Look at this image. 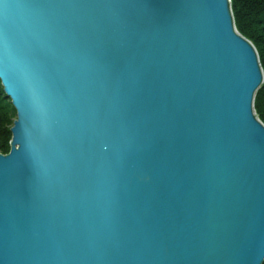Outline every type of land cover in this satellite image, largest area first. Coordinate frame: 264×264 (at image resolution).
Returning a JSON list of instances; mask_svg holds the SVG:
<instances>
[{"label": "water", "instance_id": "1", "mask_svg": "<svg viewBox=\"0 0 264 264\" xmlns=\"http://www.w3.org/2000/svg\"><path fill=\"white\" fill-rule=\"evenodd\" d=\"M231 0H0V264H263L264 70Z\"/></svg>", "mask_w": 264, "mask_h": 264}, {"label": "trees", "instance_id": "2", "mask_svg": "<svg viewBox=\"0 0 264 264\" xmlns=\"http://www.w3.org/2000/svg\"><path fill=\"white\" fill-rule=\"evenodd\" d=\"M232 10L237 29L254 42L264 66V0H232ZM264 70V67H263ZM255 110L264 122V82L256 93ZM17 118L11 99L6 96L0 80V152L11 150V127ZM264 264V263H263Z\"/></svg>", "mask_w": 264, "mask_h": 264}, {"label": "rangeland", "instance_id": "3", "mask_svg": "<svg viewBox=\"0 0 264 264\" xmlns=\"http://www.w3.org/2000/svg\"><path fill=\"white\" fill-rule=\"evenodd\" d=\"M231 2H232V0H231ZM252 41V40H251ZM254 43V42H253ZM255 45V44H254ZM259 53H260V51H259ZM264 67V66H263ZM14 125V124H13Z\"/></svg>", "mask_w": 264, "mask_h": 264}, {"label": "bare ground", "instance_id": "4", "mask_svg": "<svg viewBox=\"0 0 264 264\" xmlns=\"http://www.w3.org/2000/svg\"><path fill=\"white\" fill-rule=\"evenodd\" d=\"M260 56V55H259ZM256 111V110H255ZM258 115V114H257Z\"/></svg>", "mask_w": 264, "mask_h": 264}]
</instances>
